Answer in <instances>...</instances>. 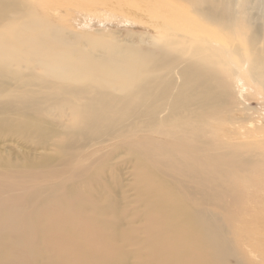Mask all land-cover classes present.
Here are the masks:
<instances>
[{
  "label": "bare ground",
  "instance_id": "bare-ground-1",
  "mask_svg": "<svg viewBox=\"0 0 264 264\" xmlns=\"http://www.w3.org/2000/svg\"><path fill=\"white\" fill-rule=\"evenodd\" d=\"M95 1L147 48L0 0V264H264L263 174L228 133L264 103L254 0Z\"/></svg>",
  "mask_w": 264,
  "mask_h": 264
},
{
  "label": "rangeland",
  "instance_id": "rangeland-1",
  "mask_svg": "<svg viewBox=\"0 0 264 264\" xmlns=\"http://www.w3.org/2000/svg\"><path fill=\"white\" fill-rule=\"evenodd\" d=\"M155 0H149L152 3ZM158 1V0H156ZM168 1V0H164ZM52 6V19L62 24L66 31L64 34L66 38L75 42V36L85 35L80 38V41L90 36H97L100 34L110 33L113 38L123 42H135L136 47L143 48L138 42L150 43L151 38L154 37L153 33L146 32L140 28L121 27L119 26L125 19H129L125 14L117 11L105 8L99 2L95 0H50ZM254 13L257 15L258 21L264 23V0H254ZM189 10V9H187ZM134 21V19L131 18ZM111 23L117 24L116 26H103ZM264 29L262 25L260 27ZM202 30L205 35L216 36L219 41L225 46L237 47L242 44L241 38H235L233 41L228 42L225 36L220 34L213 28L203 27ZM145 47L144 49H146ZM254 97V98H253ZM234 99V96H233ZM231 98V100H233ZM247 106L252 109L250 116L244 117V119L232 120L229 128V138L237 141H245L251 143L250 147H245L244 153L250 158V165L248 170L253 172H260L263 174H250L252 179L261 180L264 182V103L259 100V97L254 96L252 93L247 96ZM8 140V139H7ZM5 142L8 144V141ZM18 147L31 148L33 146L23 143L18 140ZM10 149L18 151L17 147L10 144ZM9 148V147H8ZM22 148V149H23ZM28 150V149H25ZM15 151V152H16ZM42 150L39 149L35 152V155ZM34 155V156H35ZM252 161L254 163H252ZM257 173V172H256ZM264 214V213H263ZM264 219V216H263Z\"/></svg>",
  "mask_w": 264,
  "mask_h": 264
}]
</instances>
